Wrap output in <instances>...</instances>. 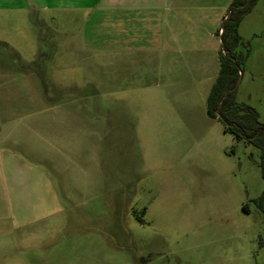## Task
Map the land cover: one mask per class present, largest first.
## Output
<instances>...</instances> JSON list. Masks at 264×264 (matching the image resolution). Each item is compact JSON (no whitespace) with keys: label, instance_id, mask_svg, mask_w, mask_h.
Returning a JSON list of instances; mask_svg holds the SVG:
<instances>
[{"label":"rangeland","instance_id":"374dc122","mask_svg":"<svg viewBox=\"0 0 264 264\" xmlns=\"http://www.w3.org/2000/svg\"><path fill=\"white\" fill-rule=\"evenodd\" d=\"M151 26L138 21L128 32L155 49L147 64L110 86L107 57L95 64L66 58L62 42L90 33L87 14L0 9V51L10 67L0 119L11 126L0 123V137L37 150L27 153L33 164L52 161L0 215L47 218L51 228L39 224L45 234L64 226L69 209L73 218L95 215L102 256L116 264H264L262 151L207 115L205 80L160 78ZM239 32L238 50L248 57L236 99L264 122V0ZM95 35L103 41L108 30Z\"/></svg>","mask_w":264,"mask_h":264},{"label":"crops","instance_id":"0c3cea01","mask_svg":"<svg viewBox=\"0 0 264 264\" xmlns=\"http://www.w3.org/2000/svg\"><path fill=\"white\" fill-rule=\"evenodd\" d=\"M231 2L232 0H0V9L63 11L76 16L87 14L90 33L88 37L85 32L82 33L76 42H62L70 50L66 58L75 56L76 62L95 64L107 57L110 86L118 78H131L134 73H139L142 65L147 64L145 55L152 54L155 49L132 42L134 37L128 32L137 30L135 26L138 21L150 24L154 31L152 37L155 39L152 47L156 45L160 48V78L177 81L201 78L209 85L208 98L220 69L221 28ZM102 29L108 30V37L103 41L95 35L96 30L99 32ZM102 45L106 49L102 50ZM50 58L51 54L44 60L47 62ZM8 65L4 52L0 51V95L5 93L6 66L10 70ZM94 72L96 81V66ZM91 76L93 77V73ZM98 85L96 81V89ZM1 107L4 109V105ZM0 123H3V127H11L4 119H0ZM16 140L13 136L0 137V206L6 209L18 205L21 186L25 193L30 190L27 183L35 172L46 168L51 171L48 167L52 163L50 158L44 156V161L39 160V163L33 164L34 159L31 161L27 153L39 152L22 145L21 141L16 148ZM22 146L27 150L24 155L20 151ZM72 213L69 209L64 226L48 234H45L47 231L41 233L39 230V224L51 228L47 218L17 216L11 221L5 214L0 215V264H116L114 257L102 256L101 219L86 214L73 218ZM75 213L81 214V211ZM75 224H82L81 230L73 232Z\"/></svg>","mask_w":264,"mask_h":264},{"label":"trees","instance_id":"16d2710c","mask_svg":"<svg viewBox=\"0 0 264 264\" xmlns=\"http://www.w3.org/2000/svg\"><path fill=\"white\" fill-rule=\"evenodd\" d=\"M258 1L232 0L230 4V16L223 22L224 30L220 35V69L208 95L206 111L209 117L222 122L225 132L232 134L237 140H245L261 149L259 164L264 178V122L259 120L255 108L237 101L235 87L242 65L248 57V53L238 50L239 45L243 44L239 27L245 15L252 11ZM226 90L229 92L223 99ZM261 207L264 210V193L261 196Z\"/></svg>","mask_w":264,"mask_h":264},{"label":"water","instance_id":"95a60500","mask_svg":"<svg viewBox=\"0 0 264 264\" xmlns=\"http://www.w3.org/2000/svg\"><path fill=\"white\" fill-rule=\"evenodd\" d=\"M229 16H230V11L228 12V14H227L226 18L223 20V22H224ZM223 30H224V24L222 23L221 33L223 32ZM239 79H240V78H239ZM239 79H238V81H237L235 87H237V84H238V82H239ZM228 92H229V90H226L223 99L226 97V95L228 94ZM223 99H222V100H223ZM217 114H218V116H220L218 110H217Z\"/></svg>","mask_w":264,"mask_h":264}]
</instances>
